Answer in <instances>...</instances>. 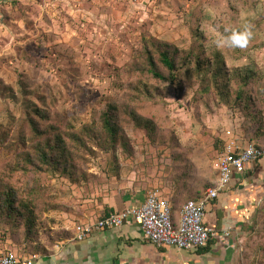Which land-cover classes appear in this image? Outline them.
<instances>
[{
	"label": "rangeland",
	"instance_id": "obj_1",
	"mask_svg": "<svg viewBox=\"0 0 264 264\" xmlns=\"http://www.w3.org/2000/svg\"><path fill=\"white\" fill-rule=\"evenodd\" d=\"M260 1L0 0V253L53 257L106 203L155 190L178 201L214 186L225 131L248 142L252 130L229 93L235 79L255 81L247 95L264 123ZM245 29V46H217ZM165 51L175 59L170 83L143 70L146 55L159 64ZM30 120L51 127L50 146L63 139L56 166L30 161L44 139L31 136ZM8 194L16 212L2 207ZM256 208L234 264H264V200Z\"/></svg>",
	"mask_w": 264,
	"mask_h": 264
},
{
	"label": "crops",
	"instance_id": "obj_2",
	"mask_svg": "<svg viewBox=\"0 0 264 264\" xmlns=\"http://www.w3.org/2000/svg\"><path fill=\"white\" fill-rule=\"evenodd\" d=\"M260 5V11L264 10V0ZM248 170L245 175L234 176L229 188L207 205L203 224L218 234L208 251L157 248L144 241L138 226L128 220L120 228L97 231L81 242L68 243L53 257H39L33 264H234V248L244 217H250L264 198V158ZM146 196L131 194L104 206L114 210L139 206Z\"/></svg>",
	"mask_w": 264,
	"mask_h": 264
},
{
	"label": "built area",
	"instance_id": "obj_3",
	"mask_svg": "<svg viewBox=\"0 0 264 264\" xmlns=\"http://www.w3.org/2000/svg\"><path fill=\"white\" fill-rule=\"evenodd\" d=\"M136 3L139 0H127ZM264 157V151L252 142H242L234 130L224 133L223 147L213 162L216 182L197 200L184 203L177 224L172 220L171 205L158 190L150 192L139 206L109 214L100 220L84 223L75 230V240L81 242L97 231L117 229L128 220L141 230L143 240L157 248L174 246L179 250L195 251L206 247L217 232L203 224L207 205L229 188L236 175L246 173L250 165ZM228 236V232L223 233ZM36 256L23 258L14 252L0 257V264H33Z\"/></svg>",
	"mask_w": 264,
	"mask_h": 264
},
{
	"label": "trees",
	"instance_id": "obj_4",
	"mask_svg": "<svg viewBox=\"0 0 264 264\" xmlns=\"http://www.w3.org/2000/svg\"><path fill=\"white\" fill-rule=\"evenodd\" d=\"M203 41H205V40H203ZM195 48L197 51H193L192 57H193L194 62L196 64H199L203 59L202 58L203 51L201 50L202 48L197 44H196ZM146 56H147L146 63L148 66L143 67V70H145V73H146L145 75H147L148 77L151 76L152 79H155L156 81H159L160 83H170L171 80L173 79V73L175 71V64H174L175 59H174V57L172 55L169 56L168 51L167 52L166 51L160 52V57H159L160 63L158 64L155 61H153L150 58V56H148V55H146ZM158 65H160V67L162 68L161 70L159 69ZM138 72L141 73L140 71H138ZM234 83H238L237 90L235 89L236 91L233 94L232 88H230L229 93L234 95L231 97H233L236 101L243 103V105H240L241 107L239 106L240 110L246 114L245 116L247 117L246 119H248V121H250V119L252 120L251 125H250L252 127L251 133L248 135L247 134L248 130L246 131L245 140H248V142H254V145L257 148H261L259 144L264 145V123L262 124L263 121L261 122V120H260L261 118H259L258 115L254 112V109L257 108L255 102L252 101L251 99H249V96L247 95V92L249 90V86L251 84L255 83V81L248 79L247 77H244V78L239 77L237 80L236 79L234 80ZM28 123H29V130H30L31 136L33 138H36V139L42 138V137L44 138L43 141L38 144V147L37 146L33 147L35 156L30 161H32L34 163V166H36V168L38 170H42L43 167L56 166L59 163V161H62V159H61V155L55 154V150H58V152L62 151V149L64 147L63 139L59 140L57 138L58 139L57 142L52 147V146H50V144L53 143L54 139H50V136L48 134L51 127L45 126V129H44L42 126L39 125V123L37 121H34V120H30ZM105 128H106V131L111 133L110 135H114L113 129L110 125L109 120H105ZM232 130H234V129L232 128ZM246 138H248V139H246ZM220 145H221L220 150H222L223 140H220ZM62 152H64V151H62ZM219 153H220V151H219ZM262 158H264V157H262ZM262 158H259L253 164L257 163ZM248 169H247V171H249ZM247 171H246V173H247ZM245 174H243V175H245ZM240 176H242V175H240ZM205 186H207V185H205ZM211 187H213V185ZM211 187L208 184V188H211ZM201 189L202 188L200 187V188H196V189L191 190L189 193L185 192L184 195L183 194L181 195V198L178 201H176L175 199L172 200L170 197L168 198V195L164 196L167 200L169 199L168 201L171 205L172 220H173L174 225H176L175 220H176V217H177L182 205L189 200L199 199L202 196L199 193ZM8 195L11 196V194H8ZM13 198L14 197L12 195L10 198H6V199L2 200V202H1L2 207H6L8 209V211H10V212H14V211L16 212L17 202H15ZM123 198L124 197H120V199H123ZM263 200H264V198H263ZM0 201H1V197H0ZM122 210H124V209H122ZM122 210H114L113 208H108L107 206H103L101 214L94 221L100 220L104 217H107L111 213L119 212ZM212 242H213V239L209 240L206 247L199 249V250L208 251V249L212 245ZM7 253H10V251L3 253V254L0 253V257H2L3 255H5Z\"/></svg>",
	"mask_w": 264,
	"mask_h": 264
},
{
	"label": "clouds",
	"instance_id": "obj_5",
	"mask_svg": "<svg viewBox=\"0 0 264 264\" xmlns=\"http://www.w3.org/2000/svg\"><path fill=\"white\" fill-rule=\"evenodd\" d=\"M252 33L250 29H245L243 31H234L228 36H223L216 41L217 46H240L243 47L248 43L249 38Z\"/></svg>",
	"mask_w": 264,
	"mask_h": 264
}]
</instances>
